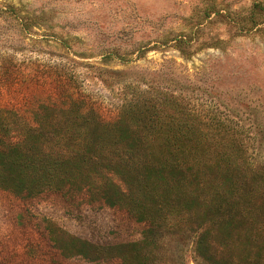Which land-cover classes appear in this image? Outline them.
<instances>
[{"label":"rangeland","instance_id":"374dc122","mask_svg":"<svg viewBox=\"0 0 264 264\" xmlns=\"http://www.w3.org/2000/svg\"><path fill=\"white\" fill-rule=\"evenodd\" d=\"M256 3L264 6V0H0L7 9L0 15V109L32 122L41 105L77 100L114 121L127 99L174 96L199 117L218 108L240 121L257 134V160H264V23L241 30L248 19L263 20L251 10ZM212 6L221 15H207ZM180 36L191 40L185 55L176 46ZM145 228L125 209L90 202L81 192L32 197L0 188V264H125L120 250L86 261L67 247L73 238L138 243ZM161 242L153 264H206L190 240ZM232 246L223 255L242 260L255 245Z\"/></svg>","mask_w":264,"mask_h":264},{"label":"trees","instance_id":"16d2710c","mask_svg":"<svg viewBox=\"0 0 264 264\" xmlns=\"http://www.w3.org/2000/svg\"><path fill=\"white\" fill-rule=\"evenodd\" d=\"M251 10L263 20L245 21V33L264 23V6ZM6 11L0 6V15ZM209 14L221 12L212 6ZM190 42L176 38L182 55ZM65 105H41L32 122L0 109V188L32 197L81 192L146 224L141 241L129 245L73 238L67 248L74 256L102 261L120 250L125 264H153V249L175 237L190 240L206 264H264V240L258 245L264 160H257V134L218 108L202 117L190 113L174 96L127 99L114 121L102 120L83 101ZM232 245L255 246L234 260L223 255Z\"/></svg>","mask_w":264,"mask_h":264}]
</instances>
